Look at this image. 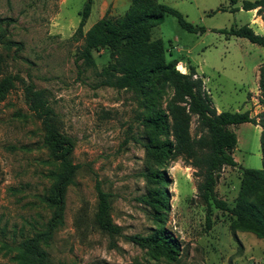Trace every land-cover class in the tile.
I'll return each mask as SVG.
<instances>
[{
    "label": "rangeland",
    "instance_id": "rangeland-1",
    "mask_svg": "<svg viewBox=\"0 0 264 264\" xmlns=\"http://www.w3.org/2000/svg\"><path fill=\"white\" fill-rule=\"evenodd\" d=\"M86 1L0 0L4 58L0 80L6 75L16 77L15 87L0 100V264H16L20 244L43 230L53 214L47 198L53 183L50 171L58 161L44 141L42 120L30 108L27 88L43 91L58 114L61 131L74 140L73 160L80 165L75 183L66 192L63 223L44 245L54 262L264 264V239L234 232L228 211L212 206L208 225L207 205L197 188L202 177L193 165L182 157L163 163L148 160L145 120L150 110L145 93L99 84L100 72L112 60L111 49L94 51L95 67L77 64L82 41L74 34ZM171 1L189 22L204 30L188 31L176 16L167 15L152 30L153 38L163 40L167 60L177 59V68L186 72L194 67L217 110L247 111L264 46L222 32L236 22L228 13H212L213 0L207 5L202 0ZM103 3L108 1L93 0L85 31L105 15L123 16L131 0L122 1L118 9L111 2L105 14ZM240 14V21L250 18ZM159 83L155 80L148 90ZM172 95V88H167L159 107L166 109ZM232 129L239 136L234 150L239 165L226 166L216 184L217 196L230 206L238 195L241 168H263L258 128L250 123ZM201 133L194 118L191 135ZM149 170L168 180L163 186L169 198L167 209L147 201L149 189L159 187L148 180ZM97 181L112 195L110 215L120 226L119 233L111 234L95 221ZM159 232L172 235L177 245L174 257L131 238Z\"/></svg>",
    "mask_w": 264,
    "mask_h": 264
},
{
    "label": "trees",
    "instance_id": "trees-1",
    "mask_svg": "<svg viewBox=\"0 0 264 264\" xmlns=\"http://www.w3.org/2000/svg\"><path fill=\"white\" fill-rule=\"evenodd\" d=\"M234 1V0H233ZM93 0H87L80 12L81 20L74 38L82 44L76 52L79 66L95 67L94 51L111 49L112 60L100 72V85L118 89H133L144 92L150 115L145 120L148 128L147 155L149 161L160 163L182 157L193 165L202 177L197 184L198 194L207 205L208 225L211 223V208L215 206L228 211L232 216L231 229L250 232L264 239V109L257 115L247 111H221L214 106L204 80L194 67L189 72L177 68L178 60H167L162 39L152 36L155 26L172 14L188 31H203L204 28L189 22L177 9L156 0H131L125 14L118 18L103 16L88 30L84 26L91 14ZM242 8L257 9L264 19V0H244ZM236 11L239 7L231 8ZM225 10L219 8L216 11ZM215 11V12H216ZM229 35L245 37L252 43L264 45V34L257 33L250 24L225 29ZM4 58L0 55V70ZM260 104L264 107V63L259 68ZM160 80L159 87L148 90ZM16 77L6 75L0 80V100L15 87ZM167 88L173 95L167 108L159 107V99ZM29 104L34 114L42 120L44 141L58 161L50 171L53 180L47 202L53 208L52 217L45 228L26 238L14 256L16 264H73L54 262L44 248L53 237L55 229L63 223L65 196L70 185L75 183L80 165L73 160L74 140L64 134L59 125L58 114L49 105L42 90L26 89ZM201 131L199 137L191 135L193 119ZM253 123L262 127L261 152L263 168H241L240 187L234 205L217 196L216 184L226 166L238 165L234 150L238 144L233 125ZM169 134V135H168ZM148 180L158 184L147 194L148 203L156 208L167 209L169 198L164 185L167 178L160 172L149 170ZM98 204L95 221L101 229L111 234L119 233L120 226L111 220L112 195L97 181ZM133 241L149 249H164L174 257L177 245L172 235L165 232L149 236L134 235Z\"/></svg>",
    "mask_w": 264,
    "mask_h": 264
},
{
    "label": "crops",
    "instance_id": "crops-1",
    "mask_svg": "<svg viewBox=\"0 0 264 264\" xmlns=\"http://www.w3.org/2000/svg\"><path fill=\"white\" fill-rule=\"evenodd\" d=\"M107 1H108V3H103V5H104L103 6L104 7V13L103 14H105V11L108 8V4H110L111 2H113V5L115 6V9H118L120 7V5L122 4L121 3L122 1H124L126 3V0H107ZM190 1H191L190 3H192V4L196 3V0H190ZM202 1L204 2L205 5H207V4H209L208 1H210V0H202ZM243 1L244 0H234V1L233 0H213V5H211V6H214V7H211L212 13H225V14L228 13L229 16L233 15L232 17H234L233 19L236 22L234 27H239V26H241L243 24H250V26L256 32H258V33L261 32L262 34H264V19H263V17L261 15H258L257 9H251V10L243 9L242 8V2ZM251 1H255V0H251ZM159 2L167 4V5L171 6V7L179 10L180 12L181 11L184 12L178 5L174 4L171 0H159ZM236 7H239V9L236 10V11H232L231 8H236ZM219 8H225V10L216 11ZM244 12L246 14L250 15V18L248 19V21H240L241 19H239V17H241L240 13H244ZM186 15L188 17L190 16L189 13H186ZM232 36H235V35H232ZM262 46H264V45H262ZM263 63H264V61L260 62L257 65V68H258V75H257L258 82H257V86H256L255 89L251 88L249 93H248V101L250 103V107L247 110H249L251 112V115H257L258 113H260L264 109V107L260 104V101H259V98L261 96L260 88H259V77H260L259 68H260V66ZM218 111L221 112V110H218ZM242 124H250V123H242ZM251 124H253V123H251ZM255 126L258 128L259 132L261 133L262 132V127L260 125H255ZM238 143H239V136H238ZM237 146H238V144H237ZM234 157H235V159H236V161H237V163L239 165V161L237 160L235 154H234ZM261 157H262V152H261ZM238 165H237V167H238ZM242 168H247V167H242Z\"/></svg>",
    "mask_w": 264,
    "mask_h": 264
},
{
    "label": "water",
    "instance_id": "water-1",
    "mask_svg": "<svg viewBox=\"0 0 264 264\" xmlns=\"http://www.w3.org/2000/svg\"><path fill=\"white\" fill-rule=\"evenodd\" d=\"M182 71H184V70H182Z\"/></svg>",
    "mask_w": 264,
    "mask_h": 264
}]
</instances>
